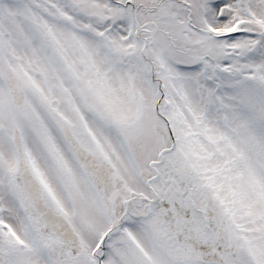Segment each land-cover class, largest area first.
I'll use <instances>...</instances> for the list:
<instances>
[{
    "label": "snow or ice",
    "instance_id": "6c2138e0",
    "mask_svg": "<svg viewBox=\"0 0 264 264\" xmlns=\"http://www.w3.org/2000/svg\"><path fill=\"white\" fill-rule=\"evenodd\" d=\"M0 264H264V0H0Z\"/></svg>",
    "mask_w": 264,
    "mask_h": 264
}]
</instances>
